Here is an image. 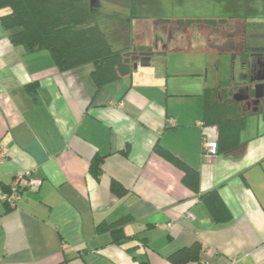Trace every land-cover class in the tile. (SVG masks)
<instances>
[{
    "label": "crops",
    "instance_id": "0c3cea01",
    "mask_svg": "<svg viewBox=\"0 0 264 264\" xmlns=\"http://www.w3.org/2000/svg\"><path fill=\"white\" fill-rule=\"evenodd\" d=\"M139 19L160 29L172 17ZM219 43H155L148 62L97 86L93 63L61 71L0 23V181L41 178L15 207L0 200V264H172L194 243L197 255L176 264H264V112L245 114L234 147L202 148L232 109L206 115L207 90L249 59ZM213 192L227 218L210 209Z\"/></svg>",
    "mask_w": 264,
    "mask_h": 264
},
{
    "label": "trees",
    "instance_id": "16d2710c",
    "mask_svg": "<svg viewBox=\"0 0 264 264\" xmlns=\"http://www.w3.org/2000/svg\"><path fill=\"white\" fill-rule=\"evenodd\" d=\"M136 1L125 0L123 3L124 9L127 11L125 15H113V18H117L118 21L119 19L123 20L122 22L128 34L125 40H122L121 36L113 38L114 35L109 31L110 24L108 27L101 29L98 21L91 22V19L95 18L98 7H100L99 0H92V2L91 0H0V23L7 29L12 44L22 45L27 52L39 48L47 49L61 71L75 68L87 62L93 63L94 69L91 76L96 85L101 86L120 75L130 72L136 60L148 62L152 55L154 44V46H148L145 43L138 44L135 38L130 37L128 25L133 19H139V16L136 15ZM94 2H99V4L95 5ZM233 2L234 0H228V4ZM157 22L156 24L160 25L162 30L164 29L168 34L167 43L171 41L172 48L181 49L188 46H201L203 42H192V34L194 33L207 39L216 36L219 41H224L228 37L234 43L232 46L235 48L237 44L235 37L232 36L233 33H236L243 40L241 47L237 46L236 50L239 51L242 58L246 59L251 54L260 52L264 47V45H249L246 43V39L252 37L251 29L248 28V22L250 21L245 17L176 18L172 20L159 19ZM229 22H234V24H229ZM119 23L121 22L119 21L117 24ZM250 23L252 26L253 24L254 26L264 25V23ZM232 26H234L233 31H229ZM152 28L158 30L155 29V26ZM218 28H223L226 35L230 36H224ZM156 36L154 37L157 38ZM179 38L182 39V42L177 41ZM175 43H178V45ZM241 49L243 50L240 51ZM229 80L231 79L216 86L212 93L209 90L211 88L207 90L209 99L205 105L206 115H212L214 111L221 110L222 105H232L229 117H226L224 113L217 120L213 119L219 128L218 139L215 141V153L227 151L238 143V134L244 116L250 112L243 110L240 103L233 99V82ZM237 105L240 106V112ZM224 108L226 109V107ZM1 185L5 188L8 184L1 183ZM207 199L216 219L227 218L228 210L225 209L218 194L216 197L215 192H213L209 194ZM198 249V243H194L189 247L178 250L169 258L172 264L185 262L195 257Z\"/></svg>",
    "mask_w": 264,
    "mask_h": 264
},
{
    "label": "rangeland",
    "instance_id": "374dc122",
    "mask_svg": "<svg viewBox=\"0 0 264 264\" xmlns=\"http://www.w3.org/2000/svg\"><path fill=\"white\" fill-rule=\"evenodd\" d=\"M99 1L100 7H98L95 18L91 19V22L93 23L95 21H98V25L101 26V29L108 27L110 24L109 31L112 33V35H114L113 38L115 36H121L122 40H125L128 34L126 27L122 22L123 20L119 19L121 23L117 24L119 22L118 19L113 18V15H125V13L127 12L123 7V3L125 2V0ZM135 6L136 15L139 17H172V19H175L240 16L245 17L250 22H257L262 24L264 23L263 0H234V2L230 4H228V0H137L135 2ZM250 22H248V28L251 29L250 32L252 38H245L246 43H248L249 45H264V25L260 26L256 25V23V26H254V24L252 26ZM230 23L234 24V22H229V24ZM128 26L130 37L132 39L135 38V41H138V44L145 43L148 46H152L155 43L163 45L167 42L168 34L164 31V29L162 30V27H160V29L158 30H154V28H152L154 26L151 21L143 19H133L132 21H130ZM233 27L234 26L229 28V31H233ZM218 29L223 32L224 36H230L228 34L226 35V31L223 28ZM155 31L157 36L155 35ZM154 36L159 39V42H157L158 40ZM232 37H235V42L240 48L243 42L242 38L239 37V35H236V33H233ZM160 39L163 40V43ZM215 39H217L216 36H212L210 40ZM226 39H228V37ZM181 40L182 39L179 38L177 41L182 42ZM228 40H230V38ZM193 41H196L198 43H206L208 42V39L194 33L192 34V42ZM175 44L178 45V43ZM133 45L134 43L132 44V46ZM164 45L171 46L172 42L170 41L169 44ZM215 60L216 55L206 56V61L207 63L209 62L210 65H212ZM209 82L210 84L212 83V81Z\"/></svg>",
    "mask_w": 264,
    "mask_h": 264
},
{
    "label": "flooded vegetation",
    "instance_id": "af4514ba",
    "mask_svg": "<svg viewBox=\"0 0 264 264\" xmlns=\"http://www.w3.org/2000/svg\"><path fill=\"white\" fill-rule=\"evenodd\" d=\"M228 39H225L224 42L218 39L215 40L220 42L218 46L221 49L226 47L236 49L237 46L236 48L232 46L234 43ZM248 58L241 61V70H239L237 75L238 79H235V76L232 75V97L240 103L243 110L264 112V79L260 82L252 81L254 75H263L260 65L264 63V51L255 52Z\"/></svg>",
    "mask_w": 264,
    "mask_h": 264
},
{
    "label": "built area",
    "instance_id": "2783aa9c",
    "mask_svg": "<svg viewBox=\"0 0 264 264\" xmlns=\"http://www.w3.org/2000/svg\"><path fill=\"white\" fill-rule=\"evenodd\" d=\"M121 104V103H120ZM166 122L168 125L174 124L173 118H167ZM201 124V122H199ZM202 148L205 153L215 154L216 152V143L215 141H206L202 142ZM7 157V150L5 148H0V163H2ZM41 183V178L35 177L32 175L31 171L23 170L17 172L12 177L11 181L4 188L0 182V200L6 201L9 207L13 208L16 206L18 200H20L23 192L31 187H37ZM185 218L191 219L193 217L190 211H186L184 214ZM200 264H206L205 261H201ZM230 264H235V259L231 260Z\"/></svg>",
    "mask_w": 264,
    "mask_h": 264
},
{
    "label": "water",
    "instance_id": "95a60500",
    "mask_svg": "<svg viewBox=\"0 0 264 264\" xmlns=\"http://www.w3.org/2000/svg\"><path fill=\"white\" fill-rule=\"evenodd\" d=\"M91 2H92V0H91ZM94 3H95V5H98L99 4V2H94ZM133 66H134V68L137 67V63H134ZM260 66H261L262 74H264V63L262 65H260ZM262 79H264V75L262 76Z\"/></svg>",
    "mask_w": 264,
    "mask_h": 264
}]
</instances>
